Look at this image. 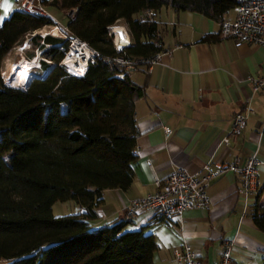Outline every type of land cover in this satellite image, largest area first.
Segmentation results:
<instances>
[{
	"label": "trees",
	"instance_id": "trees-1",
	"mask_svg": "<svg viewBox=\"0 0 264 264\" xmlns=\"http://www.w3.org/2000/svg\"><path fill=\"white\" fill-rule=\"evenodd\" d=\"M49 5L72 12L70 36L99 53L81 77L58 63L63 53L53 45L40 52L54 66L41 63L26 91L7 86L0 77V261L4 264H152L157 244L144 228L126 229L128 220L93 224L108 189L127 190L137 161L133 101L138 88L128 74L109 70L104 59L117 53L108 27L123 20L131 43L130 59H149L162 51L153 19L138 15L163 7L189 11L220 23L235 0H51ZM50 16L23 11L19 5L0 24V69L5 55L23 37L46 25ZM213 37L205 36L202 41ZM39 37L31 38L36 48ZM33 53L30 54V57ZM19 73L12 86L26 76ZM21 80V81H20ZM25 87V84L21 86ZM138 92V94H137ZM120 117L125 126L106 123ZM126 127H131L126 130ZM250 210L264 233V184ZM72 201L80 212L53 216L55 202ZM264 264V257L263 263Z\"/></svg>",
	"mask_w": 264,
	"mask_h": 264
},
{
	"label": "crops",
	"instance_id": "crops-1",
	"mask_svg": "<svg viewBox=\"0 0 264 264\" xmlns=\"http://www.w3.org/2000/svg\"><path fill=\"white\" fill-rule=\"evenodd\" d=\"M50 1L41 0L53 19L47 10ZM16 7L18 0H0V24ZM234 15L233 9L224 19ZM153 21L164 54L157 64L128 74L139 92L133 101L132 127L137 132L133 181L127 190L103 192L93 224L125 221L129 202L152 193L153 179L162 182L177 168L194 172L206 162L215 169L235 160L243 165L255 157L260 162L258 188L249 197L241 193L239 175L225 172L205 190L207 209H189L168 220L143 211L126 221V229L144 228L145 234L154 236L152 264H179L173 250L183 243L200 264H216L225 242L232 243L228 264H262L264 233L253 223L250 210L263 198L259 194L264 184V135L259 130L264 91L254 93L248 79L264 76V47L223 39L218 22L194 12L163 7ZM208 35L213 38L202 41ZM238 112L246 115L245 126L238 135H229L231 118ZM165 129L171 131L169 137Z\"/></svg>",
	"mask_w": 264,
	"mask_h": 264
},
{
	"label": "built area",
	"instance_id": "built-area-1",
	"mask_svg": "<svg viewBox=\"0 0 264 264\" xmlns=\"http://www.w3.org/2000/svg\"><path fill=\"white\" fill-rule=\"evenodd\" d=\"M235 2L234 17L224 19L219 23L220 37L238 43L264 47V0H235ZM19 7L28 13L47 15L42 8L41 0H19ZM153 16V11H144L138 15V19L141 22H149L153 19ZM114 25L108 27L107 35L111 38L112 47L117 54L104 59L110 71L118 69L121 71V75L129 74L140 66L149 67L158 63L160 57L164 54L163 51L156 53L149 59L128 58L123 52L131 43L128 27L125 23L127 32L124 30V34L127 41L121 43L116 40ZM56 45L63 53L58 65L62 66L69 75L83 76L88 66L100 56L85 41L70 36L67 31L63 36V40ZM155 45L158 46L159 43H155ZM248 80L254 93L264 91V76L249 78ZM250 112L248 110V113ZM245 122V114L239 112L234 114L231 118L229 135H238L244 128ZM170 134L171 131L165 129L166 137H169ZM259 135H264V122L260 127ZM228 142L227 137L222 139L223 144L226 145ZM259 164L260 162L255 157H251L243 165H239L238 160H235L230 164L216 165L215 169H212L211 163L206 162L194 172L177 168L162 182L154 178L155 190L152 193L129 202L126 220L143 211L153 212L156 218L168 220L189 209H207L210 200L205 190L213 179L225 172H236L239 175L241 193L247 198L257 191ZM231 246L232 243L230 242H225L222 245V253L216 264L229 263ZM173 254L179 264H200L197 255L186 243L175 248Z\"/></svg>",
	"mask_w": 264,
	"mask_h": 264
},
{
	"label": "rangeland",
	"instance_id": "rangeland-1",
	"mask_svg": "<svg viewBox=\"0 0 264 264\" xmlns=\"http://www.w3.org/2000/svg\"><path fill=\"white\" fill-rule=\"evenodd\" d=\"M42 3V2H41ZM19 5V0H18ZM47 7L48 12L52 15L54 21V24L43 26L42 28H39L37 30H34L33 34L32 32L26 34L22 41L20 43H17L10 49V51L5 55L0 69V77L2 79V83L10 86V87H21L24 84H26V81L28 79V75L22 79L24 82H22L19 86H12V82L15 79L17 73L15 74L14 78L8 82L7 78L11 75V66L15 63H22L25 62L28 57H30V54L34 56H39L42 59V54L40 53L43 49H48L51 47V45L47 44L45 41H43L46 37H50L53 39H56L57 41H62L63 36L66 33V27L63 26L66 25L68 17L71 16L73 11L71 12H65V14L61 13L57 8L49 5ZM42 8L44 9L43 5ZM45 11V9H44ZM46 12V11H45ZM47 14V13H46ZM48 16V14H47ZM114 26H121L124 30H126V26L123 20H119ZM129 31V30H128ZM32 34V35H31ZM128 34V33H127ZM37 36L39 37L38 44L35 47L31 44V38ZM131 38V37H130ZM57 48V45H53V47ZM43 63H46L49 67L46 69L45 73H48V71L54 66L53 62H49L48 60H41ZM25 72H29L25 71ZM34 73V72H33ZM44 73V75H45ZM31 76V75H30ZM21 81V80H20ZM106 123L110 124L113 123L117 126L123 125V122L120 121V117H116V115L112 118L106 119ZM79 206L76 205L72 201H66V202H55L51 207V213L53 216H63V215H69V214H77L79 212ZM4 261H0V264H4Z\"/></svg>",
	"mask_w": 264,
	"mask_h": 264
},
{
	"label": "bare ground",
	"instance_id": "bare-ground-1",
	"mask_svg": "<svg viewBox=\"0 0 264 264\" xmlns=\"http://www.w3.org/2000/svg\"><path fill=\"white\" fill-rule=\"evenodd\" d=\"M114 31L116 33V40L118 42L125 43L127 41V38H126V36L124 34L125 31H124L123 28H119L118 26H115V30ZM34 61H37V58H35ZM30 67H31L30 62L15 63L14 65L11 66L10 79L8 77L7 81L10 82L14 78L16 73H17V75L19 73H23V74H25L24 76H27L29 72H25V71H28Z\"/></svg>",
	"mask_w": 264,
	"mask_h": 264
},
{
	"label": "clouds",
	"instance_id": "clouds-1",
	"mask_svg": "<svg viewBox=\"0 0 264 264\" xmlns=\"http://www.w3.org/2000/svg\"><path fill=\"white\" fill-rule=\"evenodd\" d=\"M35 58H37V61H34ZM42 59H44V58L42 57ZM42 59L39 56L36 57L34 55L25 59L26 60L25 62H30V64H31V67L29 68V75H28V79L26 81L25 87H23V88L22 87H14V88L20 89L22 91H26L29 88V85L31 84V82L37 78L36 73L41 68V63H43L41 61Z\"/></svg>",
	"mask_w": 264,
	"mask_h": 264
}]
</instances>
